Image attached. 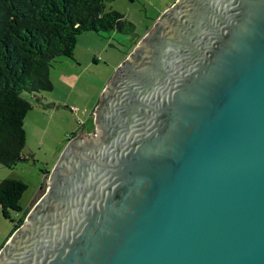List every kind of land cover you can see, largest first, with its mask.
Listing matches in <instances>:
<instances>
[{"label":"water","instance_id":"water-1","mask_svg":"<svg viewBox=\"0 0 264 264\" xmlns=\"http://www.w3.org/2000/svg\"><path fill=\"white\" fill-rule=\"evenodd\" d=\"M94 122L0 264H264V0H176Z\"/></svg>","mask_w":264,"mask_h":264},{"label":"trees","instance_id":"trees-1","mask_svg":"<svg viewBox=\"0 0 264 264\" xmlns=\"http://www.w3.org/2000/svg\"><path fill=\"white\" fill-rule=\"evenodd\" d=\"M106 1L0 0L2 166L12 168L26 160L22 154L26 142L24 118L31 104L21 96V92L34 94L51 90L53 86L49 73L52 63L58 57L74 59L73 52L79 34L113 31L128 34L133 31V24L123 14L106 10ZM49 171H44L45 179ZM26 188L27 185L21 180L5 179L0 182L2 215L14 222L0 248L24 222L30 210L20 205V198ZM11 211L19 213L17 220L11 218Z\"/></svg>","mask_w":264,"mask_h":264},{"label":"rangeland","instance_id":"rangeland-1","mask_svg":"<svg viewBox=\"0 0 264 264\" xmlns=\"http://www.w3.org/2000/svg\"><path fill=\"white\" fill-rule=\"evenodd\" d=\"M164 2L165 0H107L106 10L119 9L133 24V31L128 34H79L76 45L91 48L95 52L96 62H93L94 65L79 68L66 57L56 58L49 73L54 87L39 92L48 97L47 100L43 99L47 107L44 108V105L39 104L33 97L39 93L21 92V96L31 104V109L24 118L26 142L22 154L26 155V160L12 168L0 164V182L13 179L21 180L27 185L20 198L23 209L31 208L41 198L47 187L44 171L53 168L67 143L95 130L92 109L97 108L95 105L101 100L103 84L112 79L117 66L124 61L134 42L153 24V19L164 6ZM51 105H54V108ZM10 216L17 220L19 213L11 211ZM13 225L14 222L3 217L0 206V245Z\"/></svg>","mask_w":264,"mask_h":264},{"label":"crops","instance_id":"crops-1","mask_svg":"<svg viewBox=\"0 0 264 264\" xmlns=\"http://www.w3.org/2000/svg\"><path fill=\"white\" fill-rule=\"evenodd\" d=\"M108 1H111V0H108ZM173 0H165V2H164V6L159 10V12H157L156 13V16H155V18L153 19L154 21H153V24L155 23V21L159 18V16L170 6V5H172L176 0H174L173 2H172ZM105 7H106V5H105ZM112 9H115V11H117V12H119L120 13V10L119 9H117V8H112ZM122 14V13H121ZM125 17V16H124ZM153 24L149 27V28H147V30H146V32L142 35V36H140L139 38H137V40L139 41L148 31H150V29L152 28V26H153ZM114 33V31L111 33V34H113ZM118 33V32H117ZM119 34H121V33H119ZM111 36H113V35H111ZM113 38H115V36H113ZM78 39V38H77ZM136 40V41H137ZM137 43V42H136ZM77 44V43H76ZM136 45V44H135ZM134 45V46H135ZM133 46V47H134ZM133 47L127 52V53H129L132 49H133ZM95 52H93V50L91 49V48H89V47H83V46H81V45H76V47L74 48V52H73V57H74V59H70V58H66V59H69V60H71L72 62H75V64H77V66L79 67V68H82V66L83 67H88V65H90V64H93L94 65V63L93 62H96V56H95V54H94ZM126 57V56H125ZM92 60V61H91ZM61 62V61H60ZM116 66V64L113 66V67H115ZM63 73V75H64V72H62ZM109 79L106 81V83L105 84H103V87H102V89H101V91H103V89L106 87V85L109 83ZM76 82V80L71 84V87H73V85H74V83ZM53 87H54V85H53ZM102 95V94H101ZM33 97L36 99V100H38L39 102V104H41L42 103V106L45 108V107H47L45 104L46 103H43V99L44 100H47L48 99V97H46L45 95H43V94H38V95H33ZM52 99V98H51ZM100 100H98V102H99ZM98 102H97V104L95 105V107H97L98 106ZM51 106H53L52 108H54V105H51ZM51 106H50V108H51ZM94 111H95V108H93L92 109V113L94 114ZM94 116V115H93ZM94 118V117H93ZM92 133H94V131H92L90 134H88V135H83V136H90V135H92ZM23 156H25L26 157V155H23ZM45 176H46V174H45ZM44 176V177H45ZM40 194H41V192H40ZM40 194H39V196H40Z\"/></svg>","mask_w":264,"mask_h":264}]
</instances>
